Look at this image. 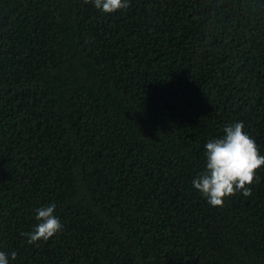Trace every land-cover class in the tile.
<instances>
[{
	"label": "trees",
	"instance_id": "16d2710c",
	"mask_svg": "<svg viewBox=\"0 0 264 264\" xmlns=\"http://www.w3.org/2000/svg\"><path fill=\"white\" fill-rule=\"evenodd\" d=\"M128 5L0 0V251L264 264V165L223 206L193 186L225 125L243 122L264 156V0ZM52 203L62 229L29 244Z\"/></svg>",
	"mask_w": 264,
	"mask_h": 264
},
{
	"label": "clouds",
	"instance_id": "9594fccd",
	"mask_svg": "<svg viewBox=\"0 0 264 264\" xmlns=\"http://www.w3.org/2000/svg\"><path fill=\"white\" fill-rule=\"evenodd\" d=\"M89 2V0H85ZM94 6L104 13H113L125 9L128 0H91ZM223 136L213 138L205 144L206 165L193 180V186L212 206H223L224 200L237 192L251 196L255 173L264 165V156L259 154L253 138L244 131L243 122L225 125ZM258 179V178H256ZM55 203L36 209V220L39 222L30 232L22 233L29 244L41 239L48 240L63 225L54 215ZM16 253H11V259ZM0 264H10L9 254L0 251Z\"/></svg>",
	"mask_w": 264,
	"mask_h": 264
}]
</instances>
